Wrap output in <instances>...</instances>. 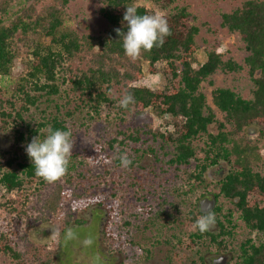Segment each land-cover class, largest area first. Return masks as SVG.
<instances>
[{
  "label": "trees",
  "instance_id": "trees-1",
  "mask_svg": "<svg viewBox=\"0 0 264 264\" xmlns=\"http://www.w3.org/2000/svg\"><path fill=\"white\" fill-rule=\"evenodd\" d=\"M70 1L29 0L23 3L22 0H0V80L10 78L16 58L22 66L9 96L0 85V131L10 128L13 138L11 148L0 147V189L25 194V185H34L41 192L52 184V190L42 199V207L47 213H63V217L58 216L56 225L60 233L70 222V215L64 213L65 203L70 202L71 210L102 204L96 196L75 188L71 164L66 174L54 183L36 176L34 165L22 145L24 139L37 135L40 127H47V133L50 127L68 129L66 119L58 114L47 119L44 116L35 128L23 118L31 106L37 107L42 95L59 93L58 79L61 78L67 82V105L73 101L76 107H85L97 115L103 105L135 114L151 109L176 119L173 132L169 133L152 129L148 123L128 125L117 133L122 136L121 144L138 142L142 136H149L159 140L162 146L170 145L172 150L167 163L176 169L194 158L197 163L186 174L187 179L203 183V172L208 167L221 162L228 164L223 176L215 183L218 193H214V198L217 200L222 196L229 200L233 209L222 213L223 219H220L217 213L222 208L216 205L211 212L216 214L217 232L200 233L194 224L203 212L192 205L185 223L189 247L207 240L217 251H227L224 238L232 235V212L236 211L245 228L254 233L256 241L246 237L238 243L233 250L234 264H264V173L258 169L261 161L258 142L250 140L246 133V128L254 125L256 133H253L257 139L264 140V0H243L231 10L220 13V26L237 34L243 43L246 52L243 61L224 57L218 52L220 41L215 37L206 50V60L198 66L193 62L200 28L187 5H174L176 0H151L167 10L162 15L168 21L171 35L165 38L163 46L142 51L132 59L125 55L122 34L118 35L116 31H127V22L123 20L126 7H135L140 15L154 12L142 5H134L136 0H95L106 26L97 33L80 34L72 27L70 15L66 13ZM206 29L216 32L208 26ZM142 60L147 61L151 73L158 71L155 63H162L160 71L166 79L162 88L129 85L143 76ZM243 70L252 84L249 97L228 87L215 86L210 92L211 104L207 102L201 90L204 81L217 71L239 73ZM115 86L119 87L118 92L113 91ZM126 92L133 94L135 103L123 109L118 101ZM64 115L70 117L72 111L67 107ZM211 124H215V132L209 130ZM201 134L206 138L200 147L203 156L199 159L192 140ZM116 141V137L109 139L108 148L113 149ZM95 148L99 152L103 150L99 144ZM149 151L153 152V149L149 147ZM117 152L122 153L123 148ZM26 198L25 194L23 200L10 197L0 201V209L8 213L5 217L0 212V255L10 257L15 264H54L42 256V246H31V257L16 247L11 214L17 211V203L25 205ZM111 230L107 223L103 228L105 237L111 236ZM187 264L207 263L199 254Z\"/></svg>",
  "mask_w": 264,
  "mask_h": 264
},
{
  "label": "rangeland",
  "instance_id": "rangeland-1",
  "mask_svg": "<svg viewBox=\"0 0 264 264\" xmlns=\"http://www.w3.org/2000/svg\"><path fill=\"white\" fill-rule=\"evenodd\" d=\"M22 1L27 3L29 0ZM241 1L243 0H176L174 5L188 6L200 28L196 38L198 49L194 53V66L206 60V50L215 37L220 41L218 52L224 57L230 56L238 62L243 61L246 52L239 36L229 33L219 24L220 13L231 10ZM134 5H142L155 14H164L167 11L151 0H136ZM98 7L95 0L70 1L66 13L70 15L72 27L80 34L100 32L106 26V21L99 14ZM206 26L216 32L212 33ZM155 66L158 71L151 73L147 69V61L142 60L143 76L138 81L129 82V85L145 86L150 89L162 88L166 83L165 76L160 71L162 63L157 62ZM21 70L22 66L16 58L10 78L0 80L1 89L7 91L6 96L13 90L14 78ZM58 84L59 93L42 95L37 107L31 106L23 118L33 128L38 122L54 114L66 119V126L71 130L74 142L69 164L73 166L71 172L73 183L77 186L75 188L96 196L102 204H92L84 210H71L70 202L65 203L64 213L70 215V222L63 227L61 238L58 239L52 235V230L56 229L58 216L64 215L61 211L57 214L47 213L42 207V199L52 190L53 185L46 186L41 192H38L34 185H25L24 191L27 195L25 205L17 203V211L11 214L16 247L26 252L25 256L31 257L30 247L39 245L42 246V256L48 257L54 264H92L96 256L100 257L99 264H187L199 254H205L209 259L225 255L224 264H234L233 250L237 248L238 243L246 237L256 241L254 233L245 228L238 213L233 211L232 235L224 238L227 251H217L207 240L199 241L190 248L188 230L185 227L187 212L192 205H197L200 199L210 198L214 193H218L215 183L223 176L228 164L221 162L208 167L203 172V183L187 179L186 174L192 171L197 163L194 158L187 165L176 169L167 163L172 150L170 145L162 146L159 140H153L149 136H142L138 142L121 144L119 141L122 136L117 133L128 125L144 123H148L152 129L169 133L173 132L176 119L151 109L135 114L133 111L119 112L105 105L98 115L93 114L85 107H76L77 104L73 101L65 104L69 100L66 96L67 82L59 78ZM251 85L245 70L239 73L217 71L201 84V90L207 102L211 104L210 92L215 86L228 87L249 97ZM117 88L119 89L115 86L113 91L118 92ZM67 107L72 111L70 117L64 115ZM216 115L220 118L219 112ZM22 130L24 131L23 128ZM209 130L215 132V124H211ZM255 131L254 125L246 128L248 138L258 142L261 153L258 169L264 173V140L257 139ZM11 134L10 128L5 132L0 131V147L11 148L13 145ZM46 135L47 127H40L38 134L32 135L30 139H24L22 145L25 148L33 138L39 136L43 139ZM114 137L117 141L114 142V148L109 149L108 141ZM205 138L206 136L201 134L192 140L199 159L203 156L200 147L203 146ZM96 144L103 147L101 152L95 148ZM149 147L153 152L149 151ZM121 148L122 153L126 152L132 161L127 168L121 167L118 163L122 153L119 154L117 150ZM218 169H221L219 175L216 174ZM25 194L17 190L7 193L0 189V201L4 202L10 197L23 200ZM216 205L222 208L221 212L217 213L220 219H223L222 213L233 209L232 203L222 196L217 198ZM0 212L8 217V213L3 209H0ZM107 223L112 229L109 237L103 234V228ZM67 227L77 230L81 240L91 234L95 238L94 245L84 248L78 240L64 244L62 236ZM210 230L217 232L216 223ZM0 264L15 262L10 257L0 255Z\"/></svg>",
  "mask_w": 264,
  "mask_h": 264
},
{
  "label": "clouds",
  "instance_id": "clouds-1",
  "mask_svg": "<svg viewBox=\"0 0 264 264\" xmlns=\"http://www.w3.org/2000/svg\"><path fill=\"white\" fill-rule=\"evenodd\" d=\"M123 20L127 22V31L122 34V47L129 58H137L142 51H150L153 47H161L165 38L171 35L166 17L162 14H137L135 7H126ZM135 103L131 92L124 93L118 104L123 109H128ZM74 142L70 129H48L47 135L41 139L33 138L25 147V152L34 165L35 175L47 183H54L62 178L69 166ZM120 166L127 168L132 164L126 152L119 156ZM96 202H99L98 200ZM216 223V217L210 210L205 209L203 214L195 221L194 228L200 233L209 231ZM52 235L61 238L59 228L52 230ZM79 241L84 248H90L95 243V238L89 234L82 240L77 230L67 227L62 236V242ZM100 257H94L92 264H99Z\"/></svg>",
  "mask_w": 264,
  "mask_h": 264
},
{
  "label": "flooded vegetation",
  "instance_id": "flooded-vegetation-1",
  "mask_svg": "<svg viewBox=\"0 0 264 264\" xmlns=\"http://www.w3.org/2000/svg\"><path fill=\"white\" fill-rule=\"evenodd\" d=\"M217 173V175H219L220 174V172H221V169H218L217 171H216ZM222 177V176H221ZM220 179V178H219ZM203 199H208V200H212L213 201V205H211V206H209L208 208H201L200 207V205H199V203H200V201L201 200H203ZM197 208H198V210L199 211H201V212H204V210L205 209H208V210H210V211H212L214 208H215V206H216V199L214 198V195H211V197L209 198V197H204V198H202V199H200L199 201H198V203H197ZM202 257H203V259H204V261L207 263V264H224L225 263V255H222V256H220L219 258H216V259H209V257H207V256H205V254H203V255H201ZM224 259V260H223Z\"/></svg>",
  "mask_w": 264,
  "mask_h": 264
},
{
  "label": "water",
  "instance_id": "water-1",
  "mask_svg": "<svg viewBox=\"0 0 264 264\" xmlns=\"http://www.w3.org/2000/svg\"><path fill=\"white\" fill-rule=\"evenodd\" d=\"M199 205L203 209L204 208H208L209 206L213 205V201L212 200H208V199H203V200L200 201Z\"/></svg>",
  "mask_w": 264,
  "mask_h": 264
}]
</instances>
